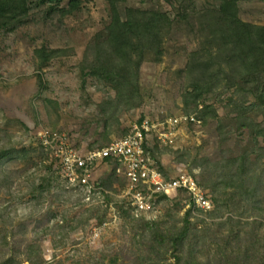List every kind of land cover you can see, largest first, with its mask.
I'll return each instance as SVG.
<instances>
[{"label":"rangeland","instance_id":"rangeland-1","mask_svg":"<svg viewBox=\"0 0 264 264\" xmlns=\"http://www.w3.org/2000/svg\"><path fill=\"white\" fill-rule=\"evenodd\" d=\"M155 2L167 11L172 30L161 41V60L143 63L142 106L122 114L109 131L104 128L99 105L105 99L115 100V91L90 78L82 86V70L92 60V53H87L90 44L111 20L110 6L104 0H92L63 18L53 14L43 0H32L24 25L0 29V154L7 153L0 158V264H32L28 257L36 260L38 255L41 264H142L144 259L154 262L162 257L174 261L173 248L164 246L169 239L162 244L158 241L184 223L189 209L192 226L185 248L201 251L204 264H237L232 255L240 237L249 259L239 264L264 262V204L260 207L239 199L226 205V194L203 187L213 200V209L204 211L194 206L187 192L179 191L160 200L155 215L147 214V219L156 221L153 229L164 230L156 240V231L142 225L128 199L121 197L128 184L125 171H118L121 164L102 161L97 165L96 183L114 195L111 199L106 195L104 202L87 201L68 188L40 142V130L52 129L67 134L71 144L83 151L124 136L141 117L154 122L181 114L201 118L202 105L197 109L190 105L189 113L185 111L181 91L189 80L186 73L177 71L184 67L191 50L201 46L203 36L184 30L176 17L178 0ZM139 4L141 0L122 1L119 11L123 15L127 7ZM238 6L242 20L264 26V1H240ZM202 22L197 17L195 26ZM44 46L64 52L41 66L35 49ZM202 58L208 59L206 55ZM225 81L206 94L223 120L222 130L217 119L206 122L202 118V124L179 125L173 141H159L155 132L148 136L149 150L167 177L187 172L200 185L204 180L213 181L204 173L202 156L213 161L240 157L253 145L254 132L238 129V110H231L230 99L241 100L247 93L245 84L240 77L233 87H226ZM253 117L255 123L262 121L257 114ZM250 159L255 161V155ZM262 168L260 165V174Z\"/></svg>","mask_w":264,"mask_h":264},{"label":"trees","instance_id":"trees-1","mask_svg":"<svg viewBox=\"0 0 264 264\" xmlns=\"http://www.w3.org/2000/svg\"><path fill=\"white\" fill-rule=\"evenodd\" d=\"M91 1L43 0L48 4V8L53 14L62 18L82 10L83 6ZM122 1L126 0H104L110 6L111 20L102 31L94 36L87 52L92 53L90 56L92 60L82 70V86L86 87L88 78L95 79L116 93L115 100L105 99L99 105L104 128H108L107 131L120 122L122 114L142 106L144 102L141 91L143 63L146 59L161 60L160 56L163 53L161 41L172 30V23L167 11L156 7L155 0H141L142 4L127 7L123 15L119 11ZM188 1L192 3L184 4V1L178 0L180 11L176 13V17L184 30L203 36L204 41L200 47L191 50L184 60V67L177 71L179 75L186 73L189 80L181 91L185 111L189 113L190 105H194L195 109L202 105L199 114L201 119L203 118L206 122L208 118L217 119L218 128L222 130L223 120L220 119L213 104L207 102L209 99L206 100V94L212 93V89L220 87L224 80H226V87H233L235 81L240 77V83L245 84L247 93L241 100L240 98L230 99L231 110L232 112L235 109L238 110L235 115L238 129L254 132L251 134L253 145L240 157L213 161L208 155L202 156L200 163L205 164L204 173L209 179L214 180H204L201 185L206 189L209 188L215 194H218L216 192L226 194L223 199V203L226 205L241 199L243 202L245 200V203L249 202L261 207L264 204V179L261 178L264 177V26L242 20L238 10L240 1L255 0ZM31 2L32 0H0V29L9 26L14 29L24 25L31 14ZM199 14H202V17ZM197 17L203 21L198 27L195 26ZM63 52L60 49L45 46L35 49V55L41 66L53 58L61 56ZM205 55L208 57L206 60L202 58ZM227 69H229L228 74L226 73ZM223 73L226 77L223 76ZM188 74L191 77H188ZM201 102L205 104H201ZM254 114L262 118V121L255 123L257 121L253 117ZM142 120L143 117L139 121ZM192 125H197V123H192ZM148 144L147 138L145 147L150 151ZM5 154H7L6 151L2 152L0 158ZM151 154L155 160L153 151ZM252 155H255V161H251ZM105 161H114L118 164L111 158H106ZM260 165H263L261 174L258 172ZM158 168L161 169L159 166ZM162 169L161 171L164 172ZM206 191L208 194V190ZM111 195L107 194L110 199ZM209 197L212 200L210 195ZM164 198L168 197L162 195L160 200ZM214 200L215 202L219 201L218 198ZM147 214L143 213L141 218L139 217V221L142 225L156 231L153 236L158 240L164 230L158 227L153 229L152 224L155 225L156 221L147 219ZM190 216L191 209L187 211L184 223L178 229L169 230L168 238L164 237L165 239L158 241L159 244H162L169 239L170 243L167 242L164 246L167 249L173 248L174 261L162 257V259L152 262L149 258V261L147 259L141 261L142 264H204L200 258L201 251L196 249L190 251L191 249L186 250L185 248L184 241L189 237L188 233L192 226ZM206 229L204 230L206 231ZM199 237L205 238V235L201 234ZM248 246L250 248V243ZM244 247L245 243L240 237L237 240L235 253L232 255L237 264L243 262L244 259H249V255L246 253L248 248L245 251ZM186 253L187 257H185ZM226 256L229 255L226 254ZM38 257L39 259L36 260L28 257L27 260L32 264H41L42 260L39 255ZM256 264H264V262Z\"/></svg>","mask_w":264,"mask_h":264},{"label":"built area","instance_id":"built-area-1","mask_svg":"<svg viewBox=\"0 0 264 264\" xmlns=\"http://www.w3.org/2000/svg\"><path fill=\"white\" fill-rule=\"evenodd\" d=\"M185 122L201 124L202 120L194 114L176 115L158 122L143 119L123 137L86 152L74 147L67 134L56 130L41 129L39 138L48 151L49 162H56L68 188L81 193L87 201L104 202L107 194L114 195L98 186L94 179L97 165L111 158L122 165L128 178L127 188L121 197L128 199L134 216L140 217L143 213L155 215L160 197L177 195L179 191L187 192L194 206L209 211L213 209V201L196 177L182 172L167 178L145 147L146 139L154 132L161 141H173L174 131Z\"/></svg>","mask_w":264,"mask_h":264},{"label":"crops","instance_id":"crops-1","mask_svg":"<svg viewBox=\"0 0 264 264\" xmlns=\"http://www.w3.org/2000/svg\"><path fill=\"white\" fill-rule=\"evenodd\" d=\"M95 148H97V147L89 148V149H85V150H83L82 152H86V151H89V150H92V149H95ZM80 151H81V150H80ZM106 162H107V161H106ZM122 169H123V168H121V169H119V170H122ZM119 170H118V171H119ZM123 170H124V169H123ZM160 170H161V169H160ZM163 173H164V172H163ZM177 175H178V174H177ZM177 175H176V176H177ZM174 177H175V176H174ZM124 179H128L127 176H126V174H124Z\"/></svg>","mask_w":264,"mask_h":264},{"label":"clouds","instance_id":"clouds-1","mask_svg":"<svg viewBox=\"0 0 264 264\" xmlns=\"http://www.w3.org/2000/svg\"><path fill=\"white\" fill-rule=\"evenodd\" d=\"M139 122H141V121H139ZM168 197V196H167Z\"/></svg>","mask_w":264,"mask_h":264}]
</instances>
